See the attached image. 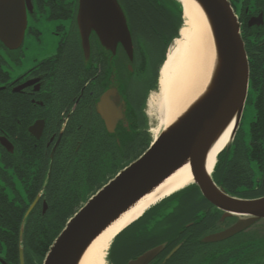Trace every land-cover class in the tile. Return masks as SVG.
Here are the masks:
<instances>
[{
  "label": "flooded vegetation",
  "instance_id": "flooded-vegetation-1",
  "mask_svg": "<svg viewBox=\"0 0 264 264\" xmlns=\"http://www.w3.org/2000/svg\"><path fill=\"white\" fill-rule=\"evenodd\" d=\"M229 1L242 30L249 31L260 72L264 68V0ZM22 3L27 15L22 37L13 34L16 41L10 47L0 31V264L44 263L45 258L40 259L43 246L32 248L31 239L45 240L48 231L63 222L65 171L77 165L84 168L81 165L99 152L111 154L110 168L126 163L129 150L134 154L137 146L128 147L131 109L142 120L143 100L146 103L154 89L144 71L135 69L143 59L135 38L133 71L122 43L118 41L113 51L102 42L95 23L90 26L86 54L78 22L79 0ZM42 20L52 24L50 35L57 40L52 46L28 45L29 37L42 41L38 28ZM166 43L164 36L161 47ZM162 48L157 45L151 54L155 66ZM108 92L122 114L113 132L108 131L99 109ZM143 253L128 258L127 264Z\"/></svg>",
  "mask_w": 264,
  "mask_h": 264
},
{
  "label": "water",
  "instance_id": "water-1",
  "mask_svg": "<svg viewBox=\"0 0 264 264\" xmlns=\"http://www.w3.org/2000/svg\"><path fill=\"white\" fill-rule=\"evenodd\" d=\"M175 1L181 5L185 24L184 3L182 0ZM196 1L205 9L215 28L221 62L215 88L177 126L163 130L155 137L139 158L121 170L68 220L43 264H76L87 245L103 229L186 161L190 163L194 182L154 204L144 214L154 207L164 206L177 193L197 185L203 197L222 211L221 221L232 220L220 230L205 236L202 240L204 243L224 242L255 229H261L264 233V195L255 198L232 196L214 180L213 174L218 161L211 175L206 169V156L212 143L227 123L237 116L232 139L224 149L235 139L245 104L250 97V64L241 25L230 1ZM78 22L86 54L90 50V26L95 23L97 25L94 28L100 34L102 42L113 51H116L118 41L122 43L129 56V69L134 70V40L127 13L120 0H79ZM26 26V7L22 0H0L1 38L7 45L13 47L16 41L13 34L21 33L22 37ZM175 41L176 39L173 43ZM110 94L108 92L103 95L99 109L108 131L113 132L122 114L111 102ZM165 247L164 243L149 249L129 261V264H151Z\"/></svg>",
  "mask_w": 264,
  "mask_h": 264
},
{
  "label": "trees",
  "instance_id": "trees-1",
  "mask_svg": "<svg viewBox=\"0 0 264 264\" xmlns=\"http://www.w3.org/2000/svg\"><path fill=\"white\" fill-rule=\"evenodd\" d=\"M120 3L127 13L132 36L143 56L142 62L135 69L139 67L147 74L154 48L157 45L162 48L163 38L167 36V43L162 48L163 51L160 50L162 56L156 62L152 79V87L157 89L160 67L167 50L173 40L180 37V30L184 25L181 5L175 0H120ZM242 37L250 63V96L253 94L256 115L251 124L249 143H239V128L232 144L220 153L213 177L228 194L255 198L264 195V68L258 72L259 55L255 52L248 29L242 30ZM131 75L133 74L130 72ZM146 103L143 100L140 111L142 120L131 109L133 115L130 117L128 147L131 148L133 144L137 146L134 154H130L129 150L126 163L122 161L117 166L112 165V169L111 154L99 152L86 161V166L81 165L84 168L77 165L65 171L64 220L55 223L56 229L49 230L45 240L31 239L32 248L39 250L43 246L41 261L68 220L120 170L139 158L151 145L153 139L145 128L148 123L144 113ZM139 136L141 143L137 142ZM220 171L222 174L219 176ZM174 198L178 199L174 208L169 209L167 203L154 207L116 236L109 249L111 263L117 251L119 261L114 264H127L131 256L165 243L164 251L152 264H264V233L261 229L240 233L224 242L206 244L202 241L205 236L220 230L232 220L222 222V211L203 197L197 185L177 193ZM178 245L181 247L166 260Z\"/></svg>",
  "mask_w": 264,
  "mask_h": 264
},
{
  "label": "bare ground",
  "instance_id": "bare-ground-1",
  "mask_svg": "<svg viewBox=\"0 0 264 264\" xmlns=\"http://www.w3.org/2000/svg\"><path fill=\"white\" fill-rule=\"evenodd\" d=\"M182 1L185 24L161 69L159 90L153 92L148 100V113L158 121L155 137L160 129L167 131L177 126L212 92L221 70L213 22L196 0ZM236 122L237 116L227 123L212 143L206 156L208 174L213 173L219 153L231 141ZM193 182L191 166L186 161L103 229L87 245L76 264H107L110 244L118 233L154 204Z\"/></svg>",
  "mask_w": 264,
  "mask_h": 264
},
{
  "label": "rangeland",
  "instance_id": "rangeland-1",
  "mask_svg": "<svg viewBox=\"0 0 264 264\" xmlns=\"http://www.w3.org/2000/svg\"><path fill=\"white\" fill-rule=\"evenodd\" d=\"M41 24L39 25L38 28L42 31V34L40 35L42 41L39 42L36 39V36L29 37L27 39V44L28 45L35 46V45H41V44L47 43V44L52 46L55 43L54 41L57 40V37H53V35H50V31H52V28H53L52 24H50V22H47V21H44V20L41 21ZM154 71H155V62L153 63V61H151L150 65L148 67V72L146 74V78H147L146 80L148 82H150V80L153 79ZM158 90L156 91V90L153 89L151 91L150 95H149V98H150V96H151V94L153 92H158ZM149 98H148V100H149ZM144 113H145V116H146L147 121H148L147 127H145V128L148 129L149 134L151 135L152 139L154 140L155 139L154 130H155V128L158 127V121H157L156 117H153V116L151 117V115H149V113H148V102H147V106L145 108V112ZM255 115H256V107H255V104H254V97H253V94H252L249 97L248 102H246V104H245V108L243 110V114H242V117H241V121H240V125H239L240 130H239V136H238L239 143H243L244 142L246 145H247V143H249V141H250V133H251V124H252L253 120L255 119ZM162 130L163 129H160L159 134L162 132ZM138 140H137V142H141L142 141V139L140 137L138 138ZM130 154H132V151H131ZM221 174H222V172L220 171L218 173V175L220 176ZM177 203H178V199H176V198L171 199L170 201L167 202V204L169 205L168 206L169 209L174 208V206L177 205ZM160 219H161V217L158 218V220H160ZM130 228H132V226ZM118 245H119V243L117 244V246ZM116 247H115V249H116ZM117 252H119V251H117ZM116 253H115L114 257H113L112 263H111V261L109 259V254H107V264H114V263H117L119 261L118 260L119 258H118Z\"/></svg>",
  "mask_w": 264,
  "mask_h": 264
}]
</instances>
